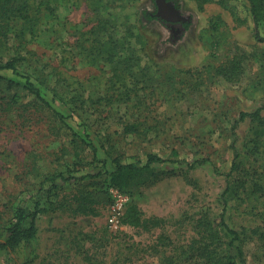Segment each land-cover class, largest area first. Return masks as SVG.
<instances>
[{"label": "rangeland", "instance_id": "1", "mask_svg": "<svg viewBox=\"0 0 264 264\" xmlns=\"http://www.w3.org/2000/svg\"><path fill=\"white\" fill-rule=\"evenodd\" d=\"M22 1L0 0V64L15 57L18 71L0 70L14 79L0 80V242L17 208L46 211L30 248L0 249V264H264V109L235 124L264 103L247 2L178 0L177 21L142 26L155 0H104L100 13L93 0ZM149 153L166 160L110 184Z\"/></svg>", "mask_w": 264, "mask_h": 264}, {"label": "trees", "instance_id": "2", "mask_svg": "<svg viewBox=\"0 0 264 264\" xmlns=\"http://www.w3.org/2000/svg\"><path fill=\"white\" fill-rule=\"evenodd\" d=\"M166 1L169 3H173L174 7L176 9H179L178 0H166ZM196 1L208 2L213 0H196ZM245 1L247 2L248 11L252 17V21L255 28L254 29L255 36L257 37L258 40H264V37H261L258 34L259 23L264 18V0H245ZM24 3H26L25 0L22 1V4L19 6L22 7ZM92 4H94L97 10H99L100 6L106 5L104 0H93ZM100 12L101 11L99 10L98 13ZM156 19H159V17L155 15V11H151L149 9L143 8L139 12L138 22L140 24H143L142 26ZM184 26L187 27L188 24H184ZM2 69H9L13 73L15 72L17 73L18 71H16V67H15V57H11L4 63L0 64V70ZM20 76L23 78V81H15V83L20 84L23 89L31 93L40 103H42L47 107H50L49 102L43 97L40 89L30 80V77L28 75H20ZM0 80L6 81L8 84L14 82V79L6 78L1 73H0ZM263 109H264V103L253 112L241 111L239 113V117L237 121H235V124L238 121H243L246 117L253 118L259 116L260 112ZM57 114L59 113L57 112ZM236 158H237V153L234 150V158L231 163V170L237 167ZM165 160L166 159L156 154L149 153L146 155V161L142 165L129 163V162L124 164H119L117 165L116 169L109 174L110 184L119 189L126 188L132 180L141 176L144 172H147L150 169L151 164L164 162ZM45 211L46 208L38 207L37 204H35L31 210H26L23 207L17 208L15 220L7 228L6 238L3 242H0V249L13 248L21 243L23 244L24 248H30L32 240L36 234V223H35L36 217L40 212H45ZM220 223L224 227L225 231L229 235H231L229 245L236 249L237 251L236 257L242 260L243 257H242L241 249H239L236 245H234V240H236L237 232L226 224L222 216L220 219ZM28 254L29 253H27L26 258L29 260L30 256Z\"/></svg>", "mask_w": 264, "mask_h": 264}, {"label": "water", "instance_id": "3", "mask_svg": "<svg viewBox=\"0 0 264 264\" xmlns=\"http://www.w3.org/2000/svg\"><path fill=\"white\" fill-rule=\"evenodd\" d=\"M157 11L155 15L168 21H177L179 19L178 10L174 7L173 3L166 0H155Z\"/></svg>", "mask_w": 264, "mask_h": 264}, {"label": "built area", "instance_id": "4", "mask_svg": "<svg viewBox=\"0 0 264 264\" xmlns=\"http://www.w3.org/2000/svg\"><path fill=\"white\" fill-rule=\"evenodd\" d=\"M111 221L113 220V219H110Z\"/></svg>", "mask_w": 264, "mask_h": 264}]
</instances>
